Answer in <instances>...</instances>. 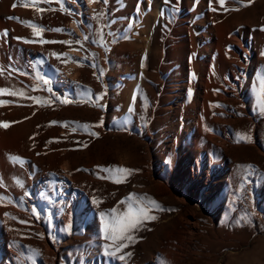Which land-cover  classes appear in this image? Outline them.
<instances>
[{
	"label": "rangeland",
	"instance_id": "1",
	"mask_svg": "<svg viewBox=\"0 0 264 264\" xmlns=\"http://www.w3.org/2000/svg\"><path fill=\"white\" fill-rule=\"evenodd\" d=\"M148 2L157 0H0V124L8 125L0 126V264H264V0H206L205 8L203 0H180L164 32L173 48L189 12L188 109L173 124L160 114L150 125L145 96L140 133L116 128L114 114L128 67L120 44L141 27ZM219 27H235L246 69L237 97L228 89L205 110L197 105V64L212 54ZM199 116L200 147L209 150L203 177L210 171L211 179L196 198L160 179L159 167L148 179L144 166L162 164L172 150L165 147L194 135ZM223 132L224 141L208 144L207 134ZM80 199L87 203L78 207ZM130 208L156 219L133 230L134 241L106 239L105 228L111 234Z\"/></svg>",
	"mask_w": 264,
	"mask_h": 264
},
{
	"label": "bare ground",
	"instance_id": "2",
	"mask_svg": "<svg viewBox=\"0 0 264 264\" xmlns=\"http://www.w3.org/2000/svg\"><path fill=\"white\" fill-rule=\"evenodd\" d=\"M185 1L189 4V0ZM179 3L180 0H170V3H165V0H157L154 4L148 2V6L143 9L138 20L141 27L136 28L129 38L121 42V50H119L123 51H119V56L124 55L126 57L125 62L128 63V67H126V71L123 74L125 80L121 79L122 81L120 82L121 90L118 94L121 99L118 105H121L120 110L114 114L116 121L114 126L116 128L122 126L129 128L132 125L133 129L140 133L143 131L140 123V107L142 105V98L145 96H147V105H149L148 115L150 125L156 115L160 114L162 115V119L170 120L169 123L173 124L176 122L173 120L177 119L182 110L188 109V107L185 108V105H187V97L189 96L191 72L195 65L189 59L190 57H188V46L193 38V35L192 38L190 37L186 25H184L189 23L190 14L188 11H185L182 19H180L185 27V33L180 35L178 33L179 30L175 33L173 48H167L165 45L164 30L168 26L167 21L172 19L178 11ZM201 4L205 8L206 0H203ZM228 28L226 30L221 27L215 28L213 34L214 42L211 45L213 52L212 54L209 52L207 61L197 64L201 68L199 82L196 86L197 105H203L202 108L204 109H207V105H210L212 101L224 102V94L228 92V89H233L232 97L236 98L240 85L239 77L242 76L240 73H243L246 69L243 63L247 62V58L238 51L240 48L238 37L235 33H230L235 27L232 29ZM228 34H230V39L227 38ZM227 41L229 42L228 45L226 44ZM101 55L103 59L104 55L102 52ZM8 58H10L9 55ZM10 62L9 59V64ZM174 69H177V71H174ZM174 77H178L176 85L172 84ZM4 78L0 77V83L5 82L6 79ZM132 78L135 79L134 82H130ZM214 89H220L221 93L217 96L214 95L212 93ZM130 107L133 109L132 111H129ZM169 117L171 118L169 119ZM204 122L201 116H199L194 125V135L193 133L186 132L187 135L183 137V143L180 146L174 144L165 147L164 152H167L168 149L172 150L167 155V158L162 160V164L158 165L150 162L149 166L145 165V176L151 179L156 168L159 167L161 168L159 172L160 179L168 178L172 187L174 189L180 188L179 191L181 193L186 195L192 194L196 198L207 194L210 191L207 188L208 182L211 179V172H207V177L204 179L203 170L207 161L205 151L209 150L208 147L204 148V150L200 147L202 137H205ZM179 126L182 125L180 124ZM226 134V132H223L216 136L215 133H210L206 135V139L209 145L212 146L214 143L217 145L216 138L219 137L224 141L227 138ZM146 135L148 138L153 137L149 126ZM189 135H193L192 142H189L187 138ZM177 147H179V152L175 150ZM183 151H186V155L182 157ZM173 158L175 159L173 160ZM218 174L221 175L223 173L218 172ZM171 194L176 195L174 193ZM186 200L184 199L182 202ZM84 203H87V201L85 202L80 199L77 205L81 207ZM122 211L123 207L119 208L117 212L119 215L120 213L122 215ZM192 226L190 229H195Z\"/></svg>",
	"mask_w": 264,
	"mask_h": 264
},
{
	"label": "snow or ice",
	"instance_id": "3",
	"mask_svg": "<svg viewBox=\"0 0 264 264\" xmlns=\"http://www.w3.org/2000/svg\"><path fill=\"white\" fill-rule=\"evenodd\" d=\"M45 2H47V0H45ZM89 2H94V0H89ZM102 3H107V0H101ZM211 2V0H210ZM165 3H170V0H165ZM219 3L221 4V6H223L224 4V0H219ZM27 6V5H25ZM13 7H15V5H13ZM9 19H18L16 17H9ZM26 25L28 26H32L33 28L37 27L35 25H31L30 22H26ZM41 31H43L44 29L41 28ZM50 31H62L60 29H49ZM264 30V29H261ZM4 36L7 35V30H4L3 33ZM102 33H101V38H102ZM20 39V38H17ZM85 39H87V37H85ZM25 42H29V41H25ZM45 42H51V43H55L56 41H45ZM3 68L0 67V73H2ZM6 89H0V93L5 92ZM70 101L68 100H64L62 101V103H69ZM133 109L130 107L129 111H132ZM261 111L262 113H264V102H262L261 104ZM55 123V122H53ZM0 126L2 127H7V124H0ZM99 126V125H97ZM84 128H89L91 126L89 125H84ZM93 134V133H90ZM238 136L242 139H244L246 142L248 141V137L246 135H241L238 134ZM10 159L16 163V162H20L23 163V161H21V158L19 157H10ZM105 171H113L111 169H106ZM114 171L118 172V173H130L131 170L130 169H115ZM0 183H2V181H0ZM2 199V198H0ZM131 199V198H129ZM153 204L155 202H152ZM147 219H152L155 220L156 217L152 216L149 217L147 215V212L144 209H141L139 212H133L132 209L130 208L129 211L127 213L124 214V219L122 222H119V218L117 217V220L114 221L113 226L111 228V234H109V229L106 227L105 228V238L106 239H111L114 243L116 242V240H121V241H134V236L131 235L133 230H138L139 227L142 225L144 220ZM120 247H127V244H121ZM128 256H131V253H128ZM121 259H123V257H121Z\"/></svg>",
	"mask_w": 264,
	"mask_h": 264
}]
</instances>
